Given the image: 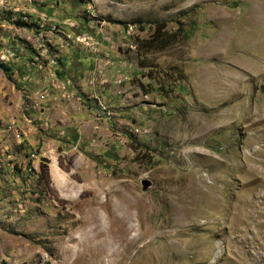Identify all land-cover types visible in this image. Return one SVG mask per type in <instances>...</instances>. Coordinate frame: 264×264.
<instances>
[{
  "label": "rangeland",
  "instance_id": "obj_1",
  "mask_svg": "<svg viewBox=\"0 0 264 264\" xmlns=\"http://www.w3.org/2000/svg\"><path fill=\"white\" fill-rule=\"evenodd\" d=\"M0 61V264H264V0H0Z\"/></svg>",
  "mask_w": 264,
  "mask_h": 264
},
{
  "label": "trees",
  "instance_id": "obj_2",
  "mask_svg": "<svg viewBox=\"0 0 264 264\" xmlns=\"http://www.w3.org/2000/svg\"><path fill=\"white\" fill-rule=\"evenodd\" d=\"M165 25L163 23H157L154 27L153 34L150 36V38L143 41L145 43L146 48H155V49H161L165 46H167L172 40L175 39L177 32H168L164 29ZM0 68L4 72H7L10 70L9 66L0 61ZM43 165V171L46 170V165L44 162L41 163V166ZM41 171V170H40Z\"/></svg>",
  "mask_w": 264,
  "mask_h": 264
},
{
  "label": "water",
  "instance_id": "obj_3",
  "mask_svg": "<svg viewBox=\"0 0 264 264\" xmlns=\"http://www.w3.org/2000/svg\"><path fill=\"white\" fill-rule=\"evenodd\" d=\"M150 185V180L146 179V178H143L141 180V188L144 190L146 189V187Z\"/></svg>",
  "mask_w": 264,
  "mask_h": 264
}]
</instances>
